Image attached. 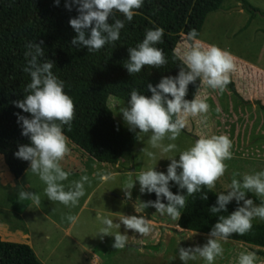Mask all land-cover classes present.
Returning a JSON list of instances; mask_svg holds the SVG:
<instances>
[{"label": "clouds", "instance_id": "clouds-1", "mask_svg": "<svg viewBox=\"0 0 264 264\" xmlns=\"http://www.w3.org/2000/svg\"><path fill=\"white\" fill-rule=\"evenodd\" d=\"M59 7L60 0H54ZM144 5V0H65V9L75 11L77 16L69 19V25L76 33L71 44L75 48H87L88 52H97L108 44H115L120 39L121 30L125 27L124 20L131 22L137 15L138 9ZM117 13L124 20L117 18ZM111 21V22H110ZM199 33L192 29L188 33V40L193 43L181 57L178 75L162 77L153 86L146 85L150 96L141 94L133 89L126 106L120 108L123 120L129 131L149 134V143L153 149H159L160 155L173 153L177 149L176 141L182 129L186 127L189 117H200V123L206 124L210 105L199 96L188 100L189 85H206L220 94L227 91L231 82L230 74L235 71L234 57L229 51L216 45L204 46L196 40ZM164 30L162 28L149 29L142 42L136 47L128 48L129 59L124 65L130 75L138 74L145 66L162 68L168 63L162 48ZM44 42L28 43L25 53L30 57L23 69L30 75L31 82L26 86L24 99L14 101L15 107L30 117L17 115V123L21 125L22 136L29 138L30 145H20L15 153L16 158L27 161L32 173L36 174L46 187L44 194L48 200L59 202L64 206L75 207L85 195V184L91 181L87 175L72 181L65 189L64 181L69 173L61 167V161L70 154L69 140L63 128L71 130L75 119V104L64 91V81L53 73L55 66L52 60L45 58ZM232 141L227 135H211L201 137L195 144L180 152L179 159L170 157L166 174L157 171L156 167H149L136 175L135 180L126 184L124 194L131 200V190L139 184L141 194L155 193V201H139V209L155 208L160 215L169 216L172 220L181 218V209L186 207V197L195 198L201 193L200 199L207 200V189L214 190L228 171L226 161L233 159ZM143 151V150H142ZM149 159L156 161L157 154L147 151ZM101 182L111 179L110 174L97 172L94 174ZM239 173H233L228 190L217 195L216 204L209 211L218 215L227 212V206L235 201L237 207L229 215H219L218 221L208 233L205 244L194 247H179V259L183 264L188 261L203 259L206 264H214L216 259L223 258L222 242L231 236L246 235L253 228V220L264 221V172L245 174L237 179ZM178 186L180 192L174 194L172 185ZM186 190V195L181 194ZM249 193L261 199L259 205L248 197ZM21 201H31L39 206L40 195L31 191H20ZM163 201H166L163 202ZM66 219L72 224L77 223L78 217L68 215ZM103 225L100 229L103 236H113L115 249H123L128 241V235L121 232L112 233L113 229H120L121 224L126 230H132L140 236H148L152 232V222L143 215H122L119 223H114L106 216H98ZM255 252L241 253L238 264H256Z\"/></svg>", "mask_w": 264, "mask_h": 264}, {"label": "rangeland", "instance_id": "rangeland-1", "mask_svg": "<svg viewBox=\"0 0 264 264\" xmlns=\"http://www.w3.org/2000/svg\"><path fill=\"white\" fill-rule=\"evenodd\" d=\"M246 1L258 9L254 18L249 20L247 13L237 10L240 5H237V0H224L221 9L207 15L196 39L204 46L216 45L232 54L240 80L232 73L231 82L238 84V91L243 96L260 84L264 86L263 77L248 74H255L248 65L264 70V0ZM190 44L192 42L186 38L176 47L175 52L180 59ZM197 96L210 105L206 124L200 123V117H189L176 141H164L165 144L176 143L177 149L173 153L161 156L159 149H153L149 143L151 133L142 134L138 129L134 132L137 141L131 153L125 154L117 165L97 162L69 141L70 154L61 161L63 170L69 173L68 180L63 182L65 189L83 175L91 181L85 184V195L75 207L48 200L44 194L46 185L29 171L30 165L19 179L13 178L0 156L1 240L29 245L43 264H183L179 259V247L202 246L208 235L187 230L175 232L172 227H176V220L167 214L160 215L151 207L139 209V201H149V194L139 192L138 182L131 190V200L127 199L124 194L126 184L149 167H156L157 171L166 174L170 157L175 156L178 160L181 151L192 147L197 139L211 135H227L232 141L234 154L232 160L226 161L228 171L217 183L213 190L215 193L228 190L233 173H239L237 179H242L245 174L264 172V112L259 109V104L264 105V101L245 102L229 86L220 94L218 90L203 85ZM106 104L113 118L127 127L119 111L127 103L109 96ZM147 151L155 152L157 160L149 159ZM97 172L110 174L111 179L101 182L94 175ZM171 188L178 189V186L173 184ZM20 191L39 194L40 205L19 200ZM250 194L261 201L255 194ZM68 215L77 216V223L69 222L66 219ZM122 215L151 218L152 232L148 236H140L121 224L120 229H113L112 233H126L128 241L123 249H115L112 247L113 236L101 238L103 225L97 217L106 216L119 223ZM255 220L264 223L258 218ZM140 243L145 245L142 251L136 249ZM222 246L223 258L218 257L214 264H232L241 253L260 250L232 240L222 242ZM257 257L258 263L264 264V259ZM188 264L206 262L198 258L188 261Z\"/></svg>", "mask_w": 264, "mask_h": 264}, {"label": "trees", "instance_id": "trees-1", "mask_svg": "<svg viewBox=\"0 0 264 264\" xmlns=\"http://www.w3.org/2000/svg\"><path fill=\"white\" fill-rule=\"evenodd\" d=\"M223 1L144 0L131 22L117 13L125 27L115 44L88 52L87 48H75L71 44L76 33L69 19L78 13L75 9L67 11L65 0H60L59 7L54 0H0V156L11 176L19 179L30 165L15 156L20 145H30L29 138L21 134L16 113L31 117L13 103L28 94L25 89L31 78L23 70L30 59L25 55L28 43L44 42L45 58L54 62L53 73L64 81V91L75 104L71 130L67 126L63 128L68 140L93 160L117 165L125 154L131 153L137 137L113 118L107 98L113 96L127 103L133 89L150 96L148 83L155 86L162 77L178 75L181 59L175 52L176 47L188 38L190 30L200 33L207 15L221 9ZM237 2L249 15V20L258 14V9L246 0ZM157 27L164 30V42L156 47L164 50L167 65L159 69L145 66L140 73L130 75L124 67L129 59L128 48L136 47L149 29ZM200 85L199 81L189 85L186 99H193ZM228 86L236 94L233 83ZM259 109L264 112L263 105L259 104ZM171 191L176 194L181 190L171 188ZM203 192H207V200L200 199L201 193L195 198L186 197V207L181 209V218L176 220L177 227L208 235L219 215L227 216L237 207L233 201L227 206V212L214 215L209 209L216 204L218 194L207 189ZM181 194L186 195V190ZM248 197L261 203L250 193ZM155 199V193L149 194V200ZM228 240L259 248L254 252L264 259V223L253 220L251 232L243 236L234 234ZM0 264L42 263L29 245L0 238Z\"/></svg>", "mask_w": 264, "mask_h": 264}, {"label": "crops", "instance_id": "crops-1", "mask_svg": "<svg viewBox=\"0 0 264 264\" xmlns=\"http://www.w3.org/2000/svg\"><path fill=\"white\" fill-rule=\"evenodd\" d=\"M237 5H239V3L237 2ZM239 12H241L242 11V9H241V6L239 5V9H237ZM192 42V41H191ZM181 43H183V42H181ZM193 43V42H192ZM248 66H250L251 68H252V70L254 71V73L255 74H253V73H251V72H249L248 74H250L251 75V77L252 76H261V77H263L264 78V70H262V69H260L259 68V66H252V65H248ZM232 73H234V75L236 76L237 74H236V71H234V72H232ZM232 73L230 74V80H231V75H232ZM237 77V80H240V76H236ZM250 77V76H249ZM260 77V78H261ZM232 83H233V85H234V89H235V95L236 96H238V98H240L241 100H243V101H245V102H248V103H252L253 101H256V102H259V101H264V86L262 87L261 86V84H260V82H259V84L260 85H258L257 87H254V88H252V90H250V92H248V94H246V95H241L240 93H239V91H238V84L237 83H235V82H233L232 81ZM203 86V84H201L200 85V88ZM199 88V89H200ZM199 91V90H198ZM260 91L262 92V93H260ZM198 93V92H197ZM246 98V99H245ZM260 105H262V104H260ZM264 106V105H263ZM147 219H149L151 222H152V219L151 218H147ZM172 229H174V231L175 232H179V233H184V230H182V229H180L179 227H172ZM26 236H24V238H25ZM155 242L157 243V241L155 240ZM199 242V241H198ZM159 243H161V239H160V242ZM157 246V245H156ZM145 247V245L144 244H142V243H140V244H138V246L136 247V249H138L139 251H142L143 249L142 248H144ZM36 256V255H35ZM37 258V257H36ZM38 259V258H37ZM39 260V259H38ZM39 262L40 263H42L40 260H39ZM259 262V260L256 262V264H259L258 263ZM43 264V263H42ZM232 264H238V260H235V261H233L232 262Z\"/></svg>", "mask_w": 264, "mask_h": 264}, {"label": "water", "instance_id": "water-1", "mask_svg": "<svg viewBox=\"0 0 264 264\" xmlns=\"http://www.w3.org/2000/svg\"><path fill=\"white\" fill-rule=\"evenodd\" d=\"M238 9H239V7H238Z\"/></svg>", "mask_w": 264, "mask_h": 264}]
</instances>
